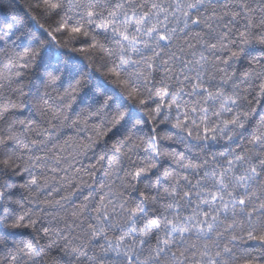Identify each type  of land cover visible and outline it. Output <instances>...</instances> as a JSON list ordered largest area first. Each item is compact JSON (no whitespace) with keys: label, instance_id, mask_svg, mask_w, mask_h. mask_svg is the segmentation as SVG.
Masks as SVG:
<instances>
[{"label":"snow or ice","instance_id":"obj_1","mask_svg":"<svg viewBox=\"0 0 264 264\" xmlns=\"http://www.w3.org/2000/svg\"><path fill=\"white\" fill-rule=\"evenodd\" d=\"M33 7L0 19V264H264V0Z\"/></svg>","mask_w":264,"mask_h":264},{"label":"trees","instance_id":"obj_2","mask_svg":"<svg viewBox=\"0 0 264 264\" xmlns=\"http://www.w3.org/2000/svg\"><path fill=\"white\" fill-rule=\"evenodd\" d=\"M37 0H0V19L4 17H8L9 21L15 19L18 21H23L26 25L30 23V15H36L40 23H44L45 21L40 18L38 12L34 9V5L36 4ZM3 38V37H0ZM79 46V45H77ZM255 54V53H253ZM3 59V53L0 52V60ZM114 87V86H113ZM28 113L25 112V115ZM170 147H177L175 144H172L171 142L164 141L161 144V151H167ZM179 150H183L182 147L179 148ZM196 150L195 148L193 149ZM218 150V148L213 149ZM92 155L91 153L89 154ZM132 159H136L135 156L132 157ZM83 163L87 165L89 161L87 159L83 160ZM159 164L162 165L160 168V172H163L164 167H167L169 164V161L167 158L162 157L159 161ZM105 165H107V161H105ZM105 171H107V168L105 167ZM155 171L153 173L147 174V177L151 178L152 180L155 179ZM103 178V172L97 173V180H100ZM26 179V177L24 178ZM163 181V178H162ZM19 183H23V180H19ZM145 182H147L145 180ZM84 194H87L86 191ZM43 199V197H42ZM79 197L77 200L74 201V203L78 202ZM10 240H14L16 242H19L21 240L27 241L30 239L29 233L27 230L21 229L17 232V234L14 237H10ZM9 248L11 245L8 246ZM5 255H7V251L5 248L0 247V259H2Z\"/></svg>","mask_w":264,"mask_h":264}]
</instances>
